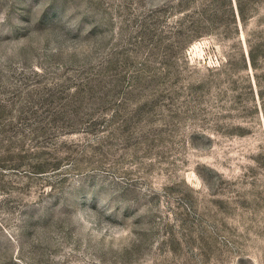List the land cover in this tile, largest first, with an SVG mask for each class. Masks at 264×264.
<instances>
[{"label": "rangeland", "instance_id": "rangeland-1", "mask_svg": "<svg viewBox=\"0 0 264 264\" xmlns=\"http://www.w3.org/2000/svg\"><path fill=\"white\" fill-rule=\"evenodd\" d=\"M0 264H264V0H0Z\"/></svg>", "mask_w": 264, "mask_h": 264}]
</instances>
